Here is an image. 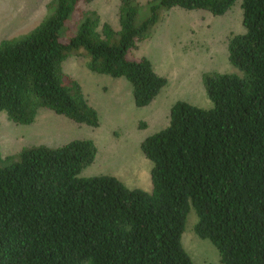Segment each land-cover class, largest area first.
Returning a JSON list of instances; mask_svg holds the SVG:
<instances>
[{
  "label": "trees",
  "instance_id": "obj_1",
  "mask_svg": "<svg viewBox=\"0 0 264 264\" xmlns=\"http://www.w3.org/2000/svg\"><path fill=\"white\" fill-rule=\"evenodd\" d=\"M90 1L51 0L29 32L0 40L8 120L29 124L44 107L98 126L81 86L62 71L72 54L86 57L91 72L123 77L134 106L147 105L166 79L129 52L161 8L215 16L238 1L243 32L226 38L237 72H202L212 106L174 101L166 126L139 143L151 162L149 191L108 174L78 176L94 158L88 138L22 148L4 157H16L8 165L0 154V264H193L180 243L189 208L194 233L215 246L219 264H264V0H148L138 23L137 2L119 0L116 30L84 8Z\"/></svg>",
  "mask_w": 264,
  "mask_h": 264
},
{
  "label": "rangeland",
  "instance_id": "obj_2",
  "mask_svg": "<svg viewBox=\"0 0 264 264\" xmlns=\"http://www.w3.org/2000/svg\"><path fill=\"white\" fill-rule=\"evenodd\" d=\"M135 1L138 6L135 22L138 23L149 13L148 0ZM50 2L47 1L44 11L27 27L0 30V40L29 32L51 12ZM118 3L119 0H91L84 8L94 10L101 21L116 30ZM11 5L13 0H0V12ZM74 15L72 13L65 23L67 30H71ZM2 16L0 14V18ZM240 19L238 1L223 14L215 16L205 10L159 9L157 21L149 29L148 36L129 52L131 59L146 57L155 73L166 79L157 95L142 107L134 106L130 84L123 77L91 72L85 67L86 57L69 55L62 62V71L81 86L88 103L96 110L98 126L75 123L44 107L39 108L34 120L26 125L11 122L0 111L1 164L15 161L16 157H4L14 156L28 146L56 147L72 139L88 138L95 147L94 158L78 176L108 174L128 188L149 191L151 162L141 153L139 143L166 126L168 110L174 101L183 100L201 108L212 106L200 76L202 72H237L226 58V38L243 32ZM195 221V213L189 208L180 236L182 247L193 264H219L215 246L194 233Z\"/></svg>",
  "mask_w": 264,
  "mask_h": 264
},
{
  "label": "crops",
  "instance_id": "obj_3",
  "mask_svg": "<svg viewBox=\"0 0 264 264\" xmlns=\"http://www.w3.org/2000/svg\"><path fill=\"white\" fill-rule=\"evenodd\" d=\"M48 0H13V5L1 10L0 30L23 29L41 14Z\"/></svg>",
  "mask_w": 264,
  "mask_h": 264
}]
</instances>
